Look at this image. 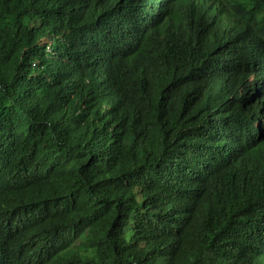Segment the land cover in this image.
<instances>
[{"label": "trees", "instance_id": "1", "mask_svg": "<svg viewBox=\"0 0 264 264\" xmlns=\"http://www.w3.org/2000/svg\"><path fill=\"white\" fill-rule=\"evenodd\" d=\"M121 1L141 43L113 86L22 77L47 31L0 0V264H264V0ZM241 61L261 89L235 101Z\"/></svg>", "mask_w": 264, "mask_h": 264}, {"label": "clouds", "instance_id": "2", "mask_svg": "<svg viewBox=\"0 0 264 264\" xmlns=\"http://www.w3.org/2000/svg\"><path fill=\"white\" fill-rule=\"evenodd\" d=\"M15 9L11 12L14 18H20L23 25L18 32L29 33L31 28H40L47 31V35L41 36L36 43L42 45L45 51L44 64L38 60L31 66L19 71V74L29 79L33 76L46 81H66L68 77H79L80 74L89 76L90 71H100L105 77L106 85L111 82L116 86V80H120V72L123 66L136 53L141 41V33L135 27H126L125 32L118 33L119 27H125L131 23L127 15V8L121 0H11ZM137 0H132L136 4ZM147 0H138L135 12L142 15L154 9V5L148 7ZM72 26L74 36L71 38L74 45L89 40L90 46L83 50H68L64 39L70 38L65 33V28ZM33 35V34H32ZM56 35L53 40L52 36ZM49 52L53 60L49 62L46 53ZM246 63V74L243 75L242 64ZM95 63V64H94ZM82 69L83 73L80 72ZM231 90L233 99H238V93L243 94L244 89L250 87L247 95H252L253 86L259 84L257 95L261 89V77L256 67L248 61H241L238 65V74L231 76ZM124 91L118 86L114 96ZM262 120L256 121L258 133H261ZM264 131V128H263ZM253 132V129L252 131Z\"/></svg>", "mask_w": 264, "mask_h": 264}, {"label": "bare ground", "instance_id": "3", "mask_svg": "<svg viewBox=\"0 0 264 264\" xmlns=\"http://www.w3.org/2000/svg\"><path fill=\"white\" fill-rule=\"evenodd\" d=\"M85 49H87V48H85ZM95 64V63H94ZM242 69V68H241Z\"/></svg>", "mask_w": 264, "mask_h": 264}]
</instances>
